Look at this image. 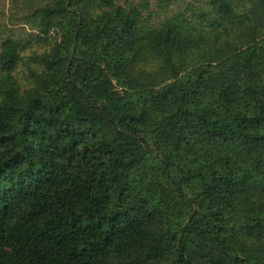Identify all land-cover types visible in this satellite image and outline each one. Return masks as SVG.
<instances>
[{
  "label": "trees",
  "instance_id": "obj_1",
  "mask_svg": "<svg viewBox=\"0 0 264 264\" xmlns=\"http://www.w3.org/2000/svg\"><path fill=\"white\" fill-rule=\"evenodd\" d=\"M147 7L43 0L28 88L3 39L0 264H264V0H210L199 37Z\"/></svg>",
  "mask_w": 264,
  "mask_h": 264
},
{
  "label": "rangeland",
  "instance_id": "obj_2",
  "mask_svg": "<svg viewBox=\"0 0 264 264\" xmlns=\"http://www.w3.org/2000/svg\"><path fill=\"white\" fill-rule=\"evenodd\" d=\"M42 1L43 0H0V47L3 39L10 35H14L24 45L22 54L23 60L14 72L15 78L23 88H28L32 85L29 78L28 67L35 68L40 72V69L31 61V57L36 53L42 54L48 47L46 44L42 43L38 37L39 30L36 28L35 21L32 17L34 9L38 7ZM136 2L140 5H144L145 2L148 4L147 9L144 11V23L150 27L158 28L168 21L178 24H184L185 21H189L195 26L197 37H199L200 34L204 35L203 29H206V27L202 26V24L197 25L196 23L200 21L198 16L201 13L210 11V0H136ZM117 3L120 5L129 3L135 4V0H117ZM203 25H206V23ZM228 34L222 30L221 38H219L214 45L202 51L194 50L193 53L189 55L184 52L175 53L170 66L174 69L180 68L181 65H186V67L190 68L196 64L203 63L202 60L212 58L211 55L214 54V51L219 50L225 45V38L228 37ZM231 35H233V32ZM209 36L210 34L208 32L206 37ZM164 64L165 62L163 60L153 59L148 63V69L158 72L162 67H165ZM1 79L2 74L0 73V81ZM2 91L3 89L0 82V96Z\"/></svg>",
  "mask_w": 264,
  "mask_h": 264
}]
</instances>
